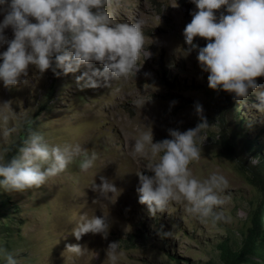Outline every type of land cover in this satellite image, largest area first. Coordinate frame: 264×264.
Listing matches in <instances>:
<instances>
[{"label":"rangeland","instance_id":"374dc122","mask_svg":"<svg viewBox=\"0 0 264 264\" xmlns=\"http://www.w3.org/2000/svg\"><path fill=\"white\" fill-rule=\"evenodd\" d=\"M196 10L191 0H114L111 11L118 22L146 21L145 50L135 76L115 80L108 88L80 90L75 78L86 70L84 66L67 75L58 69L61 75L55 76L50 69L40 74L30 65L28 84L8 89L0 81V105L10 102L15 113L7 127L17 129L5 137L0 121V163L19 155L29 131L41 134L50 146L80 144L98 156L87 172L80 170V158L74 159L40 188L22 193L0 189V264H6L9 253L18 264H110L106 251L112 242H119L122 253L116 264H222L221 244L240 250L254 210L258 205L264 209V196L243 170L250 164L264 177V114L251 107L258 103L254 94L250 93L246 106L234 105V93L208 87L209 73L197 60L198 49L208 41L195 37L197 49L184 55L188 45L183 30ZM6 12L7 6H0V24ZM221 13L227 14L224 7L214 14L219 18ZM0 36L2 53L6 41L14 38L13 29L4 28ZM93 67L102 70L103 66L93 62ZM256 82L264 90V76ZM138 98L146 101L142 107ZM196 105L202 106L209 128L201 134L207 137L201 144V158L189 168L197 179L214 171L227 178L228 200L214 209L225 219L201 222L177 202L151 217L147 206L139 203L136 173H153L144 168L147 161L131 155L135 137L138 130L149 127L155 143L171 139L170 129L195 128L200 123ZM226 133L242 135L254 145L252 149L244 145V167L225 157L221 137ZM253 158L259 163H251ZM101 176L113 182L120 194L101 198L93 191L91 185H99ZM82 214L108 216L107 238L87 233L76 240L72 229ZM261 223L264 233V217ZM77 244L85 249L83 255L67 250ZM248 258L264 264V248Z\"/></svg>","mask_w":264,"mask_h":264},{"label":"clouds","instance_id":"9594fccd","mask_svg":"<svg viewBox=\"0 0 264 264\" xmlns=\"http://www.w3.org/2000/svg\"><path fill=\"white\" fill-rule=\"evenodd\" d=\"M191 2L197 10L191 13V22L183 30L188 45L184 55L197 49L193 43L195 37L208 41L198 49L197 55L202 71L209 73L208 87L234 93V99L245 106L250 93L254 94L258 103H251V107L264 114V90L256 82L257 77L264 76V0ZM5 5L7 12L0 31L10 26L14 33V38L6 41L7 50L0 53V81L5 88L28 84L30 65L40 74L50 69L55 76L61 75L58 69L67 75L84 66L86 70L75 78L80 90L108 88L115 80L135 76L139 69L137 61L145 50L146 21L118 22L111 11L114 0H0V6ZM222 7L227 14L221 13L217 18L214 13ZM29 18L36 22H30ZM93 62L102 65V70L94 68ZM145 102L137 99L141 107ZM195 111L200 123L185 132L170 129L171 139L154 143L149 127L138 130L135 137L131 155L147 161L144 168L153 173H136L139 203L147 206L151 217L164 213L170 203L177 202L185 204V211L201 222L210 220L215 224L225 219L222 212L214 209L228 200L224 195L229 183L227 178L214 171L203 180L197 179L189 168L201 158V144L207 138L201 134L209 128L202 106L196 105ZM14 114L10 102L0 105L5 137L17 131L15 127H7ZM76 158H80V170L87 172L98 156L95 152L89 154L80 144L50 146L41 134L29 131L19 155L0 163V189L22 193L40 188L64 172ZM251 163L258 164L259 160L253 158ZM91 186L101 198L120 194L104 176L100 177L99 185ZM109 227L108 216L89 218L82 214L72 235L76 240L87 233L107 238ZM67 250L76 255H83L85 251L78 244L68 245ZM106 255L110 264H116L122 255L119 242L110 243ZM6 264L18 262L9 253Z\"/></svg>","mask_w":264,"mask_h":264},{"label":"trees","instance_id":"16d2710c","mask_svg":"<svg viewBox=\"0 0 264 264\" xmlns=\"http://www.w3.org/2000/svg\"><path fill=\"white\" fill-rule=\"evenodd\" d=\"M238 101L234 102L237 105ZM228 125H233L230 119L226 120ZM242 135L236 134H223L221 137L222 148L225 150V157L236 163L239 167H244L243 164V152L244 145H248L252 149V145L248 140L243 138ZM254 147V145H253ZM246 168H242L250 175V183L256 187L262 196H264V177L261 176L255 166L249 164ZM264 217V209L261 205H258L253 212L251 218V225L247 229L246 236L239 251L234 252L226 244H221L219 248V258L222 264H255L248 257L252 256L260 249L264 248V233L261 223V219Z\"/></svg>","mask_w":264,"mask_h":264}]
</instances>
